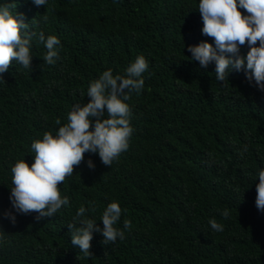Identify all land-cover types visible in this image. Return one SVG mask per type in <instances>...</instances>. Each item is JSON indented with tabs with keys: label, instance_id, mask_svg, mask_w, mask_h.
<instances>
[{
	"label": "trees",
	"instance_id": "obj_1",
	"mask_svg": "<svg viewBox=\"0 0 264 264\" xmlns=\"http://www.w3.org/2000/svg\"><path fill=\"white\" fill-rule=\"evenodd\" d=\"M15 3L13 15H22L26 31L61 43L59 59L47 65V50L33 37L31 68L13 61L0 79V264H264V212L255 205L264 168V91L244 70L218 82L215 62L204 68L191 59L189 46L215 47L202 34L199 0ZM248 51L245 45L240 55ZM140 55L149 67L141 92L125 101L133 128L128 150L110 167L85 153L59 185L69 205L53 217L16 213L9 200L14 164L24 159L31 166V143L44 132L55 135L72 107L88 102L100 74L124 75ZM111 202L122 209L116 227L124 230L128 220L131 229L107 245L94 232L87 257L71 244L67 225L84 206L102 228ZM10 210L15 225L2 218ZM211 218L222 232L211 229Z\"/></svg>",
	"mask_w": 264,
	"mask_h": 264
},
{
	"label": "clouds",
	"instance_id": "obj_2",
	"mask_svg": "<svg viewBox=\"0 0 264 264\" xmlns=\"http://www.w3.org/2000/svg\"><path fill=\"white\" fill-rule=\"evenodd\" d=\"M36 6H45L47 0H31ZM15 0L0 5V79L9 71L15 61L25 69H30L33 56L31 47L33 37H37L46 48L43 63L54 65L59 59L60 40L43 32L26 31L28 24L22 15H13ZM239 9L245 10L247 15ZM198 11L203 21L202 34L214 40L215 47L207 42L189 46L191 59L206 68L215 62V79L224 82L231 70H244L249 83L253 80L260 91H264V0H199ZM43 19L46 21L47 16ZM258 44V46H257ZM247 46L246 56L240 49ZM148 62L140 55L125 69L124 75H113L111 69L100 74L87 89V103L75 104L67 114V123L58 128L53 135L44 132L42 139L31 143L34 163L29 166L25 160L17 161L11 168L12 187L9 200L12 209L19 214L37 213V221L53 217L63 206L69 205V198L62 196L59 185L73 175L74 168L84 160L85 153L98 154L101 162L110 167L113 161L128 150L133 133L130 126L131 110L125 102L132 92L139 94L144 87L143 74L148 71ZM228 80V79H227ZM60 125L61 121L56 120ZM248 151L245 145L239 153L243 158ZM90 169L95 165L87 162ZM255 205L264 212V168L257 173ZM87 211H95L90 208ZM84 206L79 207L73 222L68 224L71 244L80 253L91 257L93 233L103 237L105 245L125 239V231L131 229V222L124 221V230L116 227L122 215L118 202L109 203L104 209L99 227L97 221L85 216ZM227 219L229 211L221 213ZM15 225L13 212L2 213ZM211 229L223 231V225L215 218L208 221ZM2 238V237H0Z\"/></svg>",
	"mask_w": 264,
	"mask_h": 264
}]
</instances>
